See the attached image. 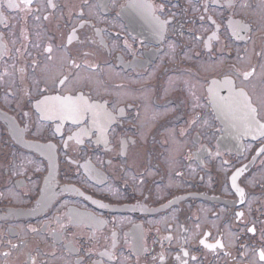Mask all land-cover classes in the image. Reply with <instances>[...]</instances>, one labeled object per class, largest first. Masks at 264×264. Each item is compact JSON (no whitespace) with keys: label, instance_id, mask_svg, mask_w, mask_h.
Listing matches in <instances>:
<instances>
[{"label":"flooded vegetation","instance_id":"flooded-vegetation-1","mask_svg":"<svg viewBox=\"0 0 264 264\" xmlns=\"http://www.w3.org/2000/svg\"><path fill=\"white\" fill-rule=\"evenodd\" d=\"M261 250L264 0H0V264Z\"/></svg>","mask_w":264,"mask_h":264},{"label":"snow or ice","instance_id":"snow-or-ice-1","mask_svg":"<svg viewBox=\"0 0 264 264\" xmlns=\"http://www.w3.org/2000/svg\"><path fill=\"white\" fill-rule=\"evenodd\" d=\"M11 6V5H10ZM247 75V74H246ZM65 100H71V98H64ZM249 231H254V229H249ZM259 257H260V260H262V261H264V250H261L260 252H259Z\"/></svg>","mask_w":264,"mask_h":264}]
</instances>
